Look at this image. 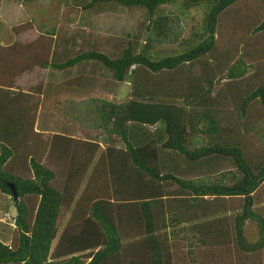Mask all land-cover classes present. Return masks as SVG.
I'll list each match as a JSON object with an SVG mask.
<instances>
[{"label": "trees", "instance_id": "1", "mask_svg": "<svg viewBox=\"0 0 264 264\" xmlns=\"http://www.w3.org/2000/svg\"><path fill=\"white\" fill-rule=\"evenodd\" d=\"M110 3L140 7L147 21L144 42L128 34L116 56L87 49L56 61L58 38L55 28L41 32L46 21L34 40L0 44V191L16 209L11 241H0V264H185L184 257L191 264H264V141L257 129L264 122V0H71L69 7L88 17ZM200 7L201 29L179 40L181 15ZM32 28L29 21L14 31ZM177 41L182 49L164 55L160 47ZM213 58L218 70L230 64L219 81L244 83L242 92L235 89L243 94L234 100L239 129L221 110L229 103L216 98L212 71L197 64ZM90 61L128 81L130 98L90 96L87 77L69 78L61 92L78 87L80 102L55 97V111L96 139L53 132L44 120L38 129L51 132L38 145L33 133L43 132L35 131L29 104L43 84L18 90L16 78L35 67L64 71ZM225 122L236 132L227 140ZM209 158L229 168L213 179L183 173Z\"/></svg>", "mask_w": 264, "mask_h": 264}, {"label": "rangeland", "instance_id": "2", "mask_svg": "<svg viewBox=\"0 0 264 264\" xmlns=\"http://www.w3.org/2000/svg\"><path fill=\"white\" fill-rule=\"evenodd\" d=\"M70 1L71 0H32L30 3L21 4V9H19V11L10 10V14L5 15L3 12L5 11V7L13 6L16 8L15 5L18 3L16 1L3 0L1 5L2 15L0 17V33H2L1 36L3 40L6 41L7 38L9 40L10 32L13 34L15 32L14 30H18L21 25H25L27 22L32 21L36 26L35 29L26 31L16 37L17 40L22 42L31 41L37 37V29H39L37 28L38 24L46 21L47 26H45L42 32H48L51 28H55L58 38L57 49L60 52L54 57L56 61L64 59L63 54L65 52L67 53L66 57H69L87 49H97L112 56H116L119 53V49L122 47L123 41L128 38V34L130 39H133L135 42H144L146 36L145 26L147 24L144 9L140 7H124L116 3H110L109 5L106 4L105 7L103 6L106 8L105 11L101 9L102 11L99 10L94 13V11L91 10L93 12H86L88 16L86 17L81 11L77 9L74 10L73 8L71 9V7H69ZM165 10H171L175 14L181 13V10L174 5H166ZM204 11L205 8L200 7L185 11L184 14L181 15V18L184 19L185 27H183L184 30L179 40L187 39L190 35H193L194 32L201 29ZM12 24L16 29H14ZM193 28H195L196 31H194ZM156 47L159 48L158 46ZM160 49L165 51L166 53L164 55H166L169 54V52L173 53L174 51L181 50L182 43L180 41L173 43L166 42ZM213 59L202 60V62L209 61L210 64H200V62L197 64L200 65L202 69L207 68L212 71L211 73L214 75L215 79H217L215 88L216 98L219 96L218 100H220L225 96L229 103L227 109L221 107V110H226L230 116L228 118H230V120L232 119L231 121L234 119L236 129H239V127H242L240 126L241 119L238 106L235 104L234 100H239L243 95L240 93L242 92L240 87H243V82L229 81L226 80L227 77L219 81V75L224 77L227 76L226 72L230 69V64L226 63L225 66L220 68L221 70H218L216 64L219 62ZM166 73L169 72L166 71ZM78 75L87 77L90 96H99L117 102L130 98L132 85H130L128 81L117 82L113 80L111 73L94 61L85 62L64 71H57L50 67L44 68L34 73L33 77L30 78V82L23 81L22 79L16 83V86L18 90H30L32 87L43 84L40 86L41 90L37 89L32 93L29 104L30 113L34 112V110L37 111L38 123L42 124L43 121L46 120L49 124L52 119H56L52 120V129L54 131L58 133H67L80 138L96 139L97 134L95 131L89 132L88 129L82 128L80 123L73 122L71 118H65L64 112L57 113V115L54 114V112H56L54 106L56 105H54L53 98L55 97L61 99L70 97L76 102H80V98L82 97L80 92L82 91H80L78 87L73 90L72 94H67V90L61 92V90L63 91L64 88L68 87L65 81L69 78L77 77ZM56 80L58 83H52ZM237 87H239L240 92L235 91ZM239 93L240 95H238ZM52 115H55L54 118ZM229 123H224V128L221 132L224 140L233 138L236 133L234 130L228 131V129L233 126L232 122L231 124ZM262 124H264V122L260 123L257 129L261 131L264 139ZM28 136H32V132H29ZM209 165H211L212 168H210ZM228 166L229 165L225 161L217 164V162L211 161L209 158L206 161L203 160V162L192 164L188 166V168L184 167L183 173L186 174L187 177L197 176L203 179H213L215 176L213 174L216 172L218 174L221 170L229 168ZM88 177L89 174L86 175L85 180H87ZM84 185L85 183L83 186ZM190 204L195 205L193 201H191L189 205ZM15 217L16 209L10 197L0 191V241L10 243L15 227ZM254 233L253 226L248 224L246 235L250 240L256 237ZM177 245V247L181 246L180 244ZM182 246L184 247L185 245Z\"/></svg>", "mask_w": 264, "mask_h": 264}, {"label": "crops", "instance_id": "3", "mask_svg": "<svg viewBox=\"0 0 264 264\" xmlns=\"http://www.w3.org/2000/svg\"><path fill=\"white\" fill-rule=\"evenodd\" d=\"M18 4L17 5H15L16 6V8H14L13 6H7V7H5L4 9H5V11H3L4 13H5V15H8V14H10L9 12H10V10H17V11H19V9H21L20 7H21V3L19 2V1H16ZM1 15H2V13H1ZM1 15H0V17H1ZM13 25V24H12ZM39 25V24H38ZM13 27H14V25H13ZM36 27V26H35ZM15 28V27H14ZM37 28H39V27H37ZM13 29V28H12ZM35 28H32V29H29L28 31H31V30H34ZM44 28H42L41 29V32H42V30H43ZM38 30V33H37V37H38V35L40 34V29H37ZM26 32V31H25ZM24 32H22V33H20V34H17L16 35V33L14 32L13 34H11V32H10V39L8 40V38L6 39V41H4L3 40V38H2V33H0V44H3V45H7V44H11V43H13L15 40H17V36H20L21 34H23ZM36 37V38H37ZM8 40V41H7ZM34 40V39H33ZM32 41V40H31ZM41 69L43 70L44 68H42V67H35L34 69H32L31 71H26V72H23L21 75H19L17 78H16V83H18V81L19 80H22L23 79V81H28V82H30V78L31 77H33V74L34 73H36V72H38V71H41ZM27 82V83H28ZM53 83H58L57 82V80L55 81V82H53ZM55 115H57V112H56V114ZM55 115H53V118H54V116ZM52 120H56V119H52ZM52 120L50 121V123L49 124H51V122H52ZM38 122V121H37ZM52 126H53V124H51ZM38 127H39V123L37 124V128H35V131H42L43 133H42V135H40L39 136V134H36V133H34V136L32 137V139L31 140H35V138L36 139H38L39 138V142H38V145H40V146H45V141L47 140V136H48V132H51L50 131V129H44V130H39L38 129ZM48 127H50V125L48 126ZM44 128H46V127H44ZM262 129L264 130V124H262ZM53 132H56V131H53ZM64 134H66V133H64ZM68 135H70V134H68ZM71 137H76V136H74V135H70ZM77 138H80V137H77ZM263 141H264V139H263ZM32 142L33 141H30V143L32 144ZM32 145H34L35 146V143L34 144H32ZM264 147V146H263ZM102 149H103V145H102ZM263 185H264V183H263ZM15 207V206H14ZM11 208V207H10ZM9 210V209H8ZM62 228V227H61ZM61 230V229H60ZM59 233H60V231H59ZM11 241V240H10ZM6 244H9V243H6ZM180 245H185V246H187L186 245V243H184V242H181V244ZM181 248H185V250H187V248L188 247H183V246H180V247H178V251H179V253L181 254V255H183V252H181ZM183 257H184V255H183ZM184 259V261H185V264H191L190 262H189V260H188V258H183Z\"/></svg>", "mask_w": 264, "mask_h": 264}, {"label": "water", "instance_id": "4", "mask_svg": "<svg viewBox=\"0 0 264 264\" xmlns=\"http://www.w3.org/2000/svg\"><path fill=\"white\" fill-rule=\"evenodd\" d=\"M10 187H11V190H12V195L14 197V200L17 201L18 200L17 190L15 189V186L13 184H11ZM16 206H18L17 202H16Z\"/></svg>", "mask_w": 264, "mask_h": 264}]
</instances>
